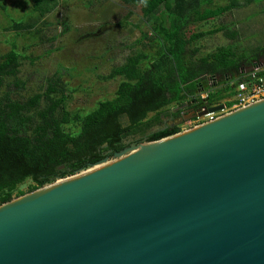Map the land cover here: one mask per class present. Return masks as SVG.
<instances>
[{
	"label": "water",
	"instance_id": "1",
	"mask_svg": "<svg viewBox=\"0 0 264 264\" xmlns=\"http://www.w3.org/2000/svg\"><path fill=\"white\" fill-rule=\"evenodd\" d=\"M0 264H264V100L1 205Z\"/></svg>",
	"mask_w": 264,
	"mask_h": 264
},
{
	"label": "trees",
	"instance_id": "2",
	"mask_svg": "<svg viewBox=\"0 0 264 264\" xmlns=\"http://www.w3.org/2000/svg\"><path fill=\"white\" fill-rule=\"evenodd\" d=\"M215 1L123 0L126 5L141 7L148 31L137 44L153 53L138 52L113 69L106 80L121 78L114 97L98 102L86 114L67 109L66 86L56 78L48 82L43 94L15 98L12 89H4L11 79L12 87L20 88L18 75L21 61L26 59L15 50L0 56V206L16 194L17 198L24 196L18 188L28 180L34 184L29 190L32 193L110 159L126 149L123 143L130 137L148 135L152 142L180 133V127L163 125V115L170 109L186 104L203 109L234 98L238 85L251 81L250 72L243 70L259 62V54L227 46L197 56L200 52L195 44L207 36L222 32L227 39L240 41L234 25L191 31L241 7L240 0H227L222 7H214ZM44 4L42 0L35 3L36 18L49 8L40 7ZM259 74L264 76V70ZM218 79L225 87L205 89V80L215 83ZM203 94L206 99L201 98ZM162 125L165 130L150 133Z\"/></svg>",
	"mask_w": 264,
	"mask_h": 264
},
{
	"label": "rangeland",
	"instance_id": "3",
	"mask_svg": "<svg viewBox=\"0 0 264 264\" xmlns=\"http://www.w3.org/2000/svg\"><path fill=\"white\" fill-rule=\"evenodd\" d=\"M42 1L45 4L40 7L49 8L45 9L44 16L36 18L39 13L34 10V6L39 0H0V56L15 50L26 59L21 61L18 75L20 88L15 90L12 87L14 79H11L4 89H12V95L17 99L43 94L48 82L56 78L61 81L62 86H66V95L69 96L67 109L86 114L95 109L98 102L114 97L121 78L106 80L113 69L125 65L128 58L136 56L138 52L153 53V49L145 50L142 45L137 44L143 33L148 31L141 7L126 5L123 0H90L91 6H88L89 0ZM240 3L241 7L237 10L198 24L191 30L201 33L234 25L233 28L240 35L239 43L227 39L222 32L207 36L195 44L200 52L197 56L215 52L220 47L237 46L242 51H255L254 53L259 54V62H253L251 67L243 70L244 73L256 69L262 71L264 0H240ZM225 5L227 0L214 2V7ZM203 83L205 89H211L215 85L222 88L226 84L219 79L215 83L206 80ZM234 101V98L224 101L222 104L226 106L225 110L217 116L233 112L236 108L226 104ZM181 107L187 108L188 105L178 106ZM190 115L187 114L186 117L189 118ZM180 119L176 121L179 122ZM207 120H188L179 126L180 133L192 130ZM164 121L165 126L170 120L167 118ZM163 125L154 127L150 133L162 129ZM139 137L141 136L129 138L125 142L126 148L130 147L131 142L138 141ZM113 157L109 160H113ZM33 185L28 180L19 186L18 192L29 194ZM17 197L18 194L13 200Z\"/></svg>",
	"mask_w": 264,
	"mask_h": 264
},
{
	"label": "built area",
	"instance_id": "4",
	"mask_svg": "<svg viewBox=\"0 0 264 264\" xmlns=\"http://www.w3.org/2000/svg\"><path fill=\"white\" fill-rule=\"evenodd\" d=\"M260 72L261 69H256L250 72L249 77L251 78V81L239 84L238 87L235 89V101L232 105L236 108L235 110L264 100V76H261L259 74ZM201 98L206 99L207 94H203ZM217 114L218 113L206 115L204 117L208 119L206 123L219 118Z\"/></svg>",
	"mask_w": 264,
	"mask_h": 264
},
{
	"label": "flooded vegetation",
	"instance_id": "5",
	"mask_svg": "<svg viewBox=\"0 0 264 264\" xmlns=\"http://www.w3.org/2000/svg\"><path fill=\"white\" fill-rule=\"evenodd\" d=\"M199 108H197L196 107V105H195V107H192V106H189V107H187V108H184V107H181V108H178V107H176V110H175V108L173 109V110H171V111H168L167 113H165L164 115H163V122H164V124H165V119H169L170 121L169 122H171V121H176V120H178V119H180V118H183V117H186V115L187 114H191V115H195L196 113H197V110H198ZM178 112H180L181 114H180V116L178 117V118H176V117H173V115L174 114H176V113H178ZM168 122V123H169ZM167 122H166V127L167 126H169L170 127V124H168ZM148 135H145V136H141V137H139V140L138 141H136L135 143L133 142H131V144L129 145V146H131V145H133V144H139V142H150V141H148ZM131 138V137H130ZM132 138H134V137H132ZM129 139V138H128ZM128 139H126L125 141H124V146L126 147V145H125V142L128 140ZM114 156V155H113ZM112 156V157H113Z\"/></svg>",
	"mask_w": 264,
	"mask_h": 264
},
{
	"label": "bare ground",
	"instance_id": "6",
	"mask_svg": "<svg viewBox=\"0 0 264 264\" xmlns=\"http://www.w3.org/2000/svg\"><path fill=\"white\" fill-rule=\"evenodd\" d=\"M158 144H160V143H151V144L149 145V147H154V146H156V145H158ZM145 149H147L146 146H141V147H139V148H137V149L132 150V151L130 152V154H131V155H132V154H137V153L143 152ZM101 166H102V165H101ZM101 166H97V167H95V169H97V168H99V167H101Z\"/></svg>",
	"mask_w": 264,
	"mask_h": 264
}]
</instances>
